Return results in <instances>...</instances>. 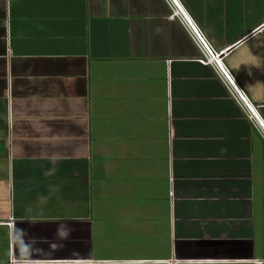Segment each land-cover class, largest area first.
Returning a JSON list of instances; mask_svg holds the SVG:
<instances>
[{
  "label": "crops",
  "instance_id": "0c3cea01",
  "mask_svg": "<svg viewBox=\"0 0 264 264\" xmlns=\"http://www.w3.org/2000/svg\"><path fill=\"white\" fill-rule=\"evenodd\" d=\"M175 1L264 127V18ZM171 13L0 0V264H264V133Z\"/></svg>",
  "mask_w": 264,
  "mask_h": 264
},
{
  "label": "built area",
  "instance_id": "2783aa9c",
  "mask_svg": "<svg viewBox=\"0 0 264 264\" xmlns=\"http://www.w3.org/2000/svg\"><path fill=\"white\" fill-rule=\"evenodd\" d=\"M165 1L168 2L169 6L171 7V10H172V13H171L170 18L171 19H175L176 18V19H178L180 21V23L184 26V28L187 30V32L192 36V38L194 39V41L198 45L199 49L201 50V53H202V57L203 58L199 62L202 65H211L214 68H216L217 73H218V76L221 78L222 81H224V83L226 84V86H228V88L231 90L232 95L235 98V100H237V102L244 108V110H246V112L248 114L249 120L251 122L255 123L256 126H258L257 125L258 123L256 122V119H255V116L257 117V115L255 114V110L252 107H250L251 110H252V112H253L252 113L246 107V105L242 102V100L240 99V97L238 96V94L234 91V89L232 88V86L230 85V83L228 82V80L226 79V77L223 75V73L220 71V69L218 68V66L214 62V59L204 49L202 43L200 42V40L198 39L196 33L194 32V29L192 27L193 25L191 26V24L186 20V18L182 15V13L176 7H174L172 0H165ZM215 57L218 58L217 56H215ZM219 63L221 64L220 61H219Z\"/></svg>",
  "mask_w": 264,
  "mask_h": 264
},
{
  "label": "rangeland",
  "instance_id": "374dc122",
  "mask_svg": "<svg viewBox=\"0 0 264 264\" xmlns=\"http://www.w3.org/2000/svg\"><path fill=\"white\" fill-rule=\"evenodd\" d=\"M225 1H231V2L242 1V2H246L247 4L249 3V5L246 6L242 10H228V11L242 12L243 17H244V21L248 22L249 26H251L254 22L261 21L264 18V6L259 7V6L255 5V4H257L258 1L264 2V0H225ZM232 16H234V14H232ZM262 38H264V36Z\"/></svg>",
  "mask_w": 264,
  "mask_h": 264
},
{
  "label": "water",
  "instance_id": "95a60500",
  "mask_svg": "<svg viewBox=\"0 0 264 264\" xmlns=\"http://www.w3.org/2000/svg\"><path fill=\"white\" fill-rule=\"evenodd\" d=\"M176 7L179 9V11L182 13V15L186 18V20L191 24L190 20L188 19V16L185 14V12L179 7V5L177 4V2L175 0H172ZM193 27V26H192ZM211 57H213L214 62L216 63V65L218 66V68L220 69V71L223 73V75L226 77V79L228 80V82L230 83V85L232 86V88L234 89V91L238 94V96L240 97V99L242 100V102L246 105V107L252 112L250 106L247 104V102L245 101V99L243 98V96L241 95V93L239 92V90L236 88V86L234 85V83L232 82L231 78L228 76V74L225 72V70L222 68L221 64L219 63L220 58H215L213 56V54H211ZM253 113V112H252ZM256 122L259 124V127L261 128L262 132L264 133V127L263 125L258 121V119L256 118Z\"/></svg>",
  "mask_w": 264,
  "mask_h": 264
}]
</instances>
